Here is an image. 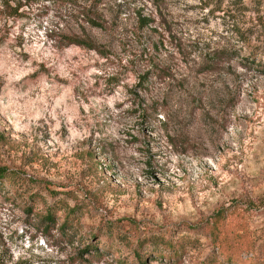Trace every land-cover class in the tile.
I'll list each match as a JSON object with an SVG mask.
<instances>
[{"label": "rangeland", "instance_id": "obj_1", "mask_svg": "<svg viewBox=\"0 0 264 264\" xmlns=\"http://www.w3.org/2000/svg\"><path fill=\"white\" fill-rule=\"evenodd\" d=\"M1 1L0 264H264V0Z\"/></svg>", "mask_w": 264, "mask_h": 264}, {"label": "trees", "instance_id": "obj_2", "mask_svg": "<svg viewBox=\"0 0 264 264\" xmlns=\"http://www.w3.org/2000/svg\"><path fill=\"white\" fill-rule=\"evenodd\" d=\"M20 1L22 0H5V2L1 1V7L2 8H9V12H7V15H15L18 11V7L20 5ZM14 3V6H10L8 5V3ZM85 9V8H83ZM86 10V9H85ZM155 16H146L143 15L141 13L137 14V24H138V28L143 29V27H147V26H152L155 24ZM91 23L93 25H98L95 21L91 20ZM67 39L70 43H75L78 45H82L84 47H88V48H94V45L88 41L87 39H83V38H79L76 36H72V35H67ZM16 176L15 173L12 172H8V169L4 166H0V179H8L10 181L14 180V177ZM46 218H50V216H46Z\"/></svg>", "mask_w": 264, "mask_h": 264}]
</instances>
